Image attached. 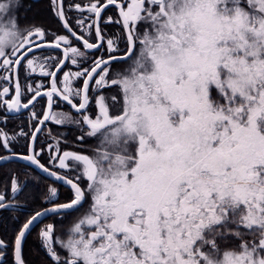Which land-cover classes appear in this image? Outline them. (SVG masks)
I'll return each instance as SVG.
<instances>
[{
	"label": "snow or ice",
	"instance_id": "1",
	"mask_svg": "<svg viewBox=\"0 0 264 264\" xmlns=\"http://www.w3.org/2000/svg\"><path fill=\"white\" fill-rule=\"evenodd\" d=\"M109 6L116 19L103 17ZM21 7L0 0V109H34L38 98L45 105L29 112L31 132L0 128V167L23 160L72 196L57 203L50 186L51 207L22 224L14 218L19 227L0 238V264H9V250L12 264H25L32 228L86 203L66 239L54 236V223L40 229L51 264H264V0H69L67 8L49 0L67 35L22 28ZM102 23L119 32L106 37ZM68 59L77 70L60 79ZM21 72L47 84L22 86ZM65 104L74 116L53 111ZM49 120L77 125L76 142L95 147L61 152L57 139L37 148ZM19 138L24 150L16 152ZM5 176L0 215L24 187Z\"/></svg>",
	"mask_w": 264,
	"mask_h": 264
},
{
	"label": "flooded vegetation",
	"instance_id": "2",
	"mask_svg": "<svg viewBox=\"0 0 264 264\" xmlns=\"http://www.w3.org/2000/svg\"><path fill=\"white\" fill-rule=\"evenodd\" d=\"M19 2L22 4V7L19 10V17H20V26L23 28L28 25H35L38 27H42L45 30H50L52 32H55L56 34H64L67 35L66 32L60 27L56 19L52 16L51 12L49 11V0H19ZM73 2L76 3H87L88 0H73ZM101 2H104V0H101ZM69 3V0H65V7L67 8ZM42 8L48 13V20L43 19L39 17V12H42ZM78 13H70L71 16V22L74 27V30H76L79 33V29L75 27V19L78 17ZM108 16H112L113 19L117 18V13L114 6H109L108 10L103 13V17L106 19ZM102 31H104L106 37H111L114 34L119 32V26L116 24H109V25H103L101 24ZM49 41L53 39L51 35L47 37ZM73 46L80 48L81 51H83L82 42L75 41L74 38H72ZM90 42H95L94 37ZM123 47V45H121ZM44 54H50V55H60L63 53V47L59 50H54L51 48H45L43 50ZM37 55H41L40 52H37ZM69 57H71V53L68 54ZM99 55V53H97ZM67 66L63 68V71L59 73V78L62 79L63 72L65 71H76L77 67L75 65L71 64V60L68 59L66 61ZM88 66V65H85ZM37 72H39V69H37ZM13 79H15V76H13ZM43 82L47 84V80L43 78L37 77L36 79H24V74L21 72L20 74V83L22 86L25 84L31 83L33 86L35 83ZM11 95L8 97L9 100H11ZM30 98V94L25 93L22 97V102L26 103L27 100ZM38 103L35 104V108L33 109L32 106L29 107V109H23L20 108L19 111H12L5 113L3 109H0V119H2L5 115L7 116V126L5 127L3 124H0V128H2L5 132H7L9 135L16 133L20 131L21 129L26 132H31L32 126L36 123L35 121H32L29 112L32 110H35L36 112L40 113L42 110V107L45 105V99L38 98ZM56 110H63V112L68 113L70 115H75L74 112L69 111V106L66 104L63 106L57 105L53 108V111ZM42 131L39 133V140L37 142V148L40 147L41 144H53L55 145L57 143V139L59 140V146L61 152L64 150H71V151H87L96 145V141L94 140H87L82 146L76 142V137L81 135V131L77 125L65 123L63 125H57L51 120L47 121L42 126ZM84 131H87L85 129ZM50 133V135H49ZM66 138V142H65ZM25 143L24 138H19V143L14 144V148L16 152L23 151V144ZM90 154V153H89ZM41 162L48 165V158H47V152L44 156L41 157ZM6 165L5 169L8 171H11L14 173L21 185L24 187L22 188L21 192L14 198L10 199L8 203L12 204L13 207L9 208L7 211L3 212L2 215H0V238H8V235L11 234L13 231V228L19 227V224L14 223V218H19V223L22 224L25 220L30 218L32 214L35 212L42 210L47 207H51L52 205L47 203L45 200V197L48 196V188L56 187L58 189V199L56 200L57 203H64L68 202L71 199V191L68 187H65L64 185L55 182L53 180H50L39 173V171L34 168L26 165L24 162L19 161H7L4 163ZM55 170V169H54ZM67 178H74L75 173L74 172H67L66 173ZM6 187L10 188V184H7L5 187L0 188V192L5 191ZM43 188L42 193L38 196L34 195V189L36 188ZM10 195V193H9ZM87 203L85 204L84 208L80 209L78 212H74L71 215L61 218L59 216H48L47 218H43L39 223H37L31 230L30 234L27 235L26 240L23 244V250H22V257L25 261V264H32L26 255L25 247L27 243L28 237L31 235V238H34L36 249L39 253V258L36 260L35 264H51L50 258L47 256L45 250L42 248V242L38 238V233L40 229L48 223H54L55 224V237H60L61 239H66L65 236L62 235V233L65 231V229L80 215H82L85 208H87ZM13 218V219H10ZM7 259L9 261V264H12V253L11 250L8 252Z\"/></svg>",
	"mask_w": 264,
	"mask_h": 264
},
{
	"label": "trees",
	"instance_id": "3",
	"mask_svg": "<svg viewBox=\"0 0 264 264\" xmlns=\"http://www.w3.org/2000/svg\"><path fill=\"white\" fill-rule=\"evenodd\" d=\"M39 17L43 19L48 20V13L42 8V12H39ZM7 169L5 167H0V188L5 187L6 181L9 179V177L5 176V173H8ZM43 191V188H36L34 189V195L33 196H39ZM26 255L28 257V260L32 263L35 264L36 260L39 258V253L38 250L36 249L35 246V241L34 238H31V235L27 239L26 247H25Z\"/></svg>",
	"mask_w": 264,
	"mask_h": 264
},
{
	"label": "water",
	"instance_id": "4",
	"mask_svg": "<svg viewBox=\"0 0 264 264\" xmlns=\"http://www.w3.org/2000/svg\"><path fill=\"white\" fill-rule=\"evenodd\" d=\"M15 161H19V162H24L23 160H15ZM7 162V161H4L3 164ZM25 163V162H24ZM37 169V168H36ZM39 171L40 174H42L43 176H45L46 178L50 179V180H53L51 177H48L45 173H43L40 169H37ZM54 181V180H53ZM63 185V184H62ZM48 208V207H47ZM45 209V208H44ZM42 209V210H44ZM42 210H39V211H42ZM43 219V218H42Z\"/></svg>",
	"mask_w": 264,
	"mask_h": 264
},
{
	"label": "rangeland",
	"instance_id": "5",
	"mask_svg": "<svg viewBox=\"0 0 264 264\" xmlns=\"http://www.w3.org/2000/svg\"><path fill=\"white\" fill-rule=\"evenodd\" d=\"M61 111L63 112V110H56V112H61Z\"/></svg>",
	"mask_w": 264,
	"mask_h": 264
}]
</instances>
